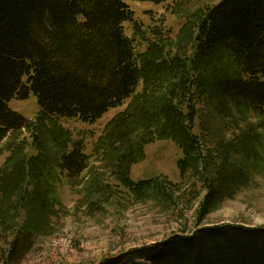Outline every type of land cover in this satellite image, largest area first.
I'll use <instances>...</instances> for the list:
<instances>
[{"label":"trees","instance_id":"obj_1","mask_svg":"<svg viewBox=\"0 0 264 264\" xmlns=\"http://www.w3.org/2000/svg\"><path fill=\"white\" fill-rule=\"evenodd\" d=\"M127 21L135 22V17L124 0H0V143L12 132L36 125L37 133L41 123H50L59 149L52 159L69 176H77L87 169L88 155L56 117L93 123L130 99L106 124L96 149L117 152L118 179L143 196L168 191L167 181H134L131 165L144 158L149 138L173 140L183 151L177 162L181 173L191 170L206 181L201 219L220 193L232 195L229 181L235 173L220 166L213 175L201 136L194 131L196 101L211 102L224 117L234 109L264 117V0H220L194 14L178 33L176 51L159 39L137 54L125 33ZM140 82L143 90L137 92ZM31 92L40 106L36 122L10 107ZM37 139L47 156L52 147L45 136ZM34 160L32 166L31 160L14 162L0 173L1 196L10 201L19 195L9 210L21 207L29 214V230H22L26 235L50 226L54 213L48 192L30 189L31 177L45 162ZM24 242L20 236L12 241L3 264H16ZM98 264H264V225H199L189 234H173Z\"/></svg>","mask_w":264,"mask_h":264},{"label":"rangeland","instance_id":"obj_2","mask_svg":"<svg viewBox=\"0 0 264 264\" xmlns=\"http://www.w3.org/2000/svg\"><path fill=\"white\" fill-rule=\"evenodd\" d=\"M124 1L135 17V22L124 23L125 33L140 54L159 39L176 51L177 36L186 20L194 14H203L220 0H167L161 4ZM187 53L192 55L193 48L189 47ZM142 90L140 82L137 92ZM129 102L127 99L121 106L111 108L93 123L56 117L58 124L71 133L73 141L81 142L88 155L87 169L77 176H69L52 159L59 149L50 123H41L37 133L36 125L12 132L0 143V173L14 162L24 164L25 159L31 160L32 166L34 157L44 158L45 162L37 167L38 175L31 177L30 189L46 190L54 210L50 226L26 235L22 230H29L27 226L31 223L26 209L9 210V203L17 201L19 195L9 201L0 194V264L17 236L25 242L16 264H98L106 257L173 234H189L199 225H264V117L249 109H234L232 116L224 117L211 102L196 101L198 117L194 131L201 136L213 175H218L220 166L235 173V178L229 181L234 189L232 195L220 193L200 219L201 203L208 193L206 181L191 170L181 173L177 162L183 151L173 140L157 135L149 138L152 140L144 146V158L131 165L134 181L149 178L167 181L168 191H151L143 196L133 194L118 179L115 173L118 153L96 149L106 124L124 111ZM10 107L35 122L40 111L33 92L27 99H14ZM136 128L138 136L141 128L138 125ZM43 136L52 147L47 156H43L37 139L42 140ZM69 147L72 148V143ZM4 211L11 213L3 218ZM40 221L44 222L42 218Z\"/></svg>","mask_w":264,"mask_h":264}]
</instances>
